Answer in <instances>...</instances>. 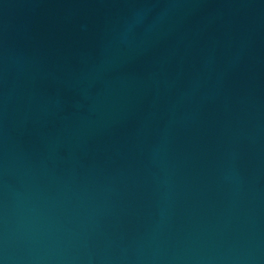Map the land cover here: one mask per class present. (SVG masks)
<instances>
[{
	"label": "water",
	"instance_id": "95a60500",
	"mask_svg": "<svg viewBox=\"0 0 264 264\" xmlns=\"http://www.w3.org/2000/svg\"><path fill=\"white\" fill-rule=\"evenodd\" d=\"M0 264H264V0H0Z\"/></svg>",
	"mask_w": 264,
	"mask_h": 264
}]
</instances>
